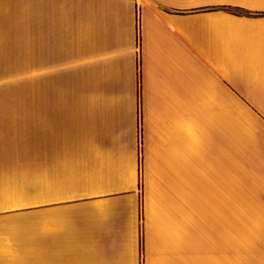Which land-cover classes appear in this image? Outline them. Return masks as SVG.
Here are the masks:
<instances>
[{
    "label": "crops",
    "instance_id": "obj_1",
    "mask_svg": "<svg viewBox=\"0 0 264 264\" xmlns=\"http://www.w3.org/2000/svg\"><path fill=\"white\" fill-rule=\"evenodd\" d=\"M15 189L0 264H264V0H0Z\"/></svg>",
    "mask_w": 264,
    "mask_h": 264
},
{
    "label": "rangeland",
    "instance_id": "obj_2",
    "mask_svg": "<svg viewBox=\"0 0 264 264\" xmlns=\"http://www.w3.org/2000/svg\"><path fill=\"white\" fill-rule=\"evenodd\" d=\"M12 192H14L12 195L0 196V219H37V213L31 212L37 209V195H24L19 189L12 190Z\"/></svg>",
    "mask_w": 264,
    "mask_h": 264
}]
</instances>
